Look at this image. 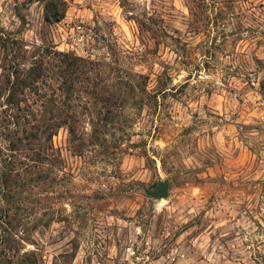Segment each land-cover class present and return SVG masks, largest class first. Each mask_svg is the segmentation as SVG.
<instances>
[{
    "label": "rangeland",
    "instance_id": "374dc122",
    "mask_svg": "<svg viewBox=\"0 0 264 264\" xmlns=\"http://www.w3.org/2000/svg\"><path fill=\"white\" fill-rule=\"evenodd\" d=\"M24 1L0 0V175L21 183L0 264H264V0H65L53 25ZM59 53L84 61L70 97ZM62 112L76 137L30 136Z\"/></svg>",
    "mask_w": 264,
    "mask_h": 264
},
{
    "label": "trees",
    "instance_id": "16d2710c",
    "mask_svg": "<svg viewBox=\"0 0 264 264\" xmlns=\"http://www.w3.org/2000/svg\"><path fill=\"white\" fill-rule=\"evenodd\" d=\"M41 2L44 4V21L46 24L53 25L60 23L66 16V12L68 9V3L65 0H26L22 3L23 6H30L34 3ZM19 18L23 23L26 22L25 16L21 13L18 14ZM60 57V67L59 74L63 79V83H65V91L68 96H72L74 92V86L76 85L75 76L78 75L79 71H86L85 65H83L84 61L82 58L65 53H59ZM47 69L44 66V62L41 60L36 61L29 69L25 72V78L22 79L21 72L15 69V78L17 79L16 84H13V90L8 94L7 103L10 106L19 104V87H34L39 80L43 78ZM79 76V75H78ZM10 82V77L8 78ZM8 82V83H9ZM20 84V86L18 85ZM18 85V86H17ZM66 112V111H65ZM50 113L53 114V110L51 109ZM77 115L67 113H59L55 118H49L43 124H34V131L30 132L31 137H53L57 134L58 130L64 127H67L71 137L77 136ZM110 117L104 116L101 121L104 122V126L106 127L108 120ZM43 159L42 156H38L36 160L39 161ZM0 181L2 186L0 185V198L4 200L7 204L10 203L15 194V187L19 188L21 183L19 181V177L16 173L14 175L13 170H6L0 175ZM44 181V177L42 174L37 179H30L29 183H41ZM6 224L11 225L9 229L11 231H16V227L12 224V218L8 213L5 217ZM16 264H38L36 260H32L26 255V258L23 257Z\"/></svg>",
    "mask_w": 264,
    "mask_h": 264
},
{
    "label": "water",
    "instance_id": "95a60500",
    "mask_svg": "<svg viewBox=\"0 0 264 264\" xmlns=\"http://www.w3.org/2000/svg\"><path fill=\"white\" fill-rule=\"evenodd\" d=\"M170 182L168 179L160 181L153 190H146V195L153 199H167L169 197Z\"/></svg>",
    "mask_w": 264,
    "mask_h": 264
}]
</instances>
